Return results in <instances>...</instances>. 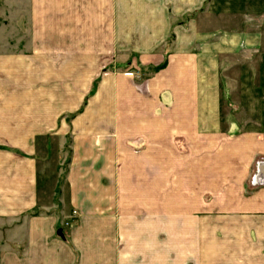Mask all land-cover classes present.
<instances>
[{
  "label": "crops",
  "instance_id": "1",
  "mask_svg": "<svg viewBox=\"0 0 264 264\" xmlns=\"http://www.w3.org/2000/svg\"><path fill=\"white\" fill-rule=\"evenodd\" d=\"M263 164L264 0H0V264H264Z\"/></svg>",
  "mask_w": 264,
  "mask_h": 264
},
{
  "label": "rangeland",
  "instance_id": "2",
  "mask_svg": "<svg viewBox=\"0 0 264 264\" xmlns=\"http://www.w3.org/2000/svg\"><path fill=\"white\" fill-rule=\"evenodd\" d=\"M106 68V67H105ZM106 70V69H105ZM80 110L76 113L69 114L66 118L69 119L77 114H79ZM68 141H66L64 144L62 141H59L55 147H52L51 149H48L47 152L42 151V155L38 156V160L40 164H49L54 172L55 169V177L58 180V187L56 190L55 200L57 201L58 198L61 195V189L64 185V174L66 171L67 163H66V156H62L61 150L65 149L67 150L68 147L66 146ZM52 160V161H51Z\"/></svg>",
  "mask_w": 264,
  "mask_h": 264
},
{
  "label": "built area",
  "instance_id": "3",
  "mask_svg": "<svg viewBox=\"0 0 264 264\" xmlns=\"http://www.w3.org/2000/svg\"><path fill=\"white\" fill-rule=\"evenodd\" d=\"M261 173H262V175H263V182H264V164L262 165V167H261Z\"/></svg>",
  "mask_w": 264,
  "mask_h": 264
},
{
  "label": "water",
  "instance_id": "4",
  "mask_svg": "<svg viewBox=\"0 0 264 264\" xmlns=\"http://www.w3.org/2000/svg\"><path fill=\"white\" fill-rule=\"evenodd\" d=\"M58 234H59V235L61 234L60 231H58Z\"/></svg>",
  "mask_w": 264,
  "mask_h": 264
}]
</instances>
